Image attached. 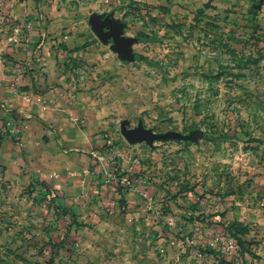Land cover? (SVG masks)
I'll return each mask as SVG.
<instances>
[{"label": "rangeland", "instance_id": "374dc122", "mask_svg": "<svg viewBox=\"0 0 264 264\" xmlns=\"http://www.w3.org/2000/svg\"><path fill=\"white\" fill-rule=\"evenodd\" d=\"M0 62L90 159L67 195L0 176V264H264V0H0Z\"/></svg>", "mask_w": 264, "mask_h": 264}, {"label": "crops", "instance_id": "0c3cea01", "mask_svg": "<svg viewBox=\"0 0 264 264\" xmlns=\"http://www.w3.org/2000/svg\"><path fill=\"white\" fill-rule=\"evenodd\" d=\"M7 64L10 62H6ZM11 75L0 62V176L8 188H18L32 180L62 186L64 195L73 192L74 179H88L89 171L83 162L90 160L83 154L66 153L73 147L77 131L72 137L64 122L66 109L54 106L49 92H38L27 78L20 94L9 89ZM50 80V77H47ZM24 95V96H23ZM65 111V112H64ZM74 132V131H73ZM100 140L84 145H97ZM65 145V146H64ZM96 151L91 155L96 156ZM80 176V177H79ZM64 187V188H63ZM130 192L128 195H131Z\"/></svg>", "mask_w": 264, "mask_h": 264}, {"label": "water", "instance_id": "95a60500", "mask_svg": "<svg viewBox=\"0 0 264 264\" xmlns=\"http://www.w3.org/2000/svg\"><path fill=\"white\" fill-rule=\"evenodd\" d=\"M93 31L101 41L112 38L118 51L124 55L128 54V45L132 40L120 35V25L116 24L108 31H103L97 24H93ZM121 134L129 143L145 141L148 144H151L155 140L165 139L173 135L171 132L156 133L144 128L140 124L135 128H126L122 126Z\"/></svg>", "mask_w": 264, "mask_h": 264}, {"label": "trees", "instance_id": "16d2710c", "mask_svg": "<svg viewBox=\"0 0 264 264\" xmlns=\"http://www.w3.org/2000/svg\"><path fill=\"white\" fill-rule=\"evenodd\" d=\"M135 58H137V59H140V60H142L143 62H147L146 61V59H142L140 56H135ZM37 74V73H36ZM0 171H1V169H0ZM121 187H123V186H121V185H117V191H119V192H122V188Z\"/></svg>", "mask_w": 264, "mask_h": 264}, {"label": "built area", "instance_id": "2783aa9c", "mask_svg": "<svg viewBox=\"0 0 264 264\" xmlns=\"http://www.w3.org/2000/svg\"><path fill=\"white\" fill-rule=\"evenodd\" d=\"M228 243H230V247H232V246H233L232 242H228ZM226 247H228V244L226 245Z\"/></svg>", "mask_w": 264, "mask_h": 264}]
</instances>
